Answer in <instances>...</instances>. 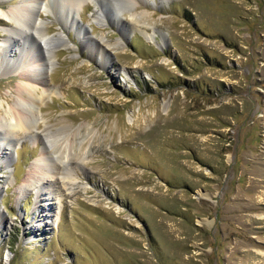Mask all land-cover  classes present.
Here are the masks:
<instances>
[{
  "label": "rangeland",
  "instance_id": "rangeland-1",
  "mask_svg": "<svg viewBox=\"0 0 264 264\" xmlns=\"http://www.w3.org/2000/svg\"><path fill=\"white\" fill-rule=\"evenodd\" d=\"M94 1L101 20L88 2L34 9L69 49L0 18V49L15 48L0 58V113L28 83L30 47L44 101L37 141L18 140L8 168L0 151V264H264V0ZM46 130L78 132L86 162L37 198L24 184Z\"/></svg>",
  "mask_w": 264,
  "mask_h": 264
},
{
  "label": "bare ground",
  "instance_id": "bare-ground-1",
  "mask_svg": "<svg viewBox=\"0 0 264 264\" xmlns=\"http://www.w3.org/2000/svg\"><path fill=\"white\" fill-rule=\"evenodd\" d=\"M59 1V4L65 7V10L68 9L69 11H73L75 7L77 8V10H82L83 5H85L87 2L91 3L96 8L95 13L92 16L93 20H101V18L99 19V17H102V9L99 7L98 2H95L94 0ZM126 2L129 5L131 4L132 6H134V0H126ZM38 6H41V8L39 9H42V11L47 14L49 13V10H58L57 5H51L49 0H24L22 4L18 5V7H12L7 12H0V18H4L7 20L8 23H11V31L16 37L23 38L27 41L29 37L27 36V33L33 32L47 46H50L52 42H56L59 44L58 47H64L65 49H69L70 45L68 44V42L62 40L64 36L63 34V36L60 34L57 37L58 39L52 38L47 35V28L40 29L38 27V24L34 18V9ZM61 11L64 12V8H61ZM137 15L138 14H133L131 17H135ZM141 15L146 16L145 13H141ZM74 22L75 21L71 20L72 26L74 25L75 27H77L79 29L78 33L80 34V25H76L74 24ZM11 41L14 42L15 40L12 36H8L5 42L9 43ZM17 44L19 43L17 42ZM14 46L18 48V45L14 44ZM30 48L25 51L27 54V58H19V60H17L21 64H23L26 69V72L29 73V75L27 76L21 75L28 81V83H26L25 86L17 87L15 93L16 98L14 106L12 108L9 107L6 111L3 112V114L0 113V151L3 155L1 166L5 168L10 167L9 165L11 163L9 157V149L12 148V146H16L21 142H19L18 140L27 135L34 137L36 141L37 138H39L36 134H34V129L37 128V123L34 117V111L36 109H40L44 101H42L43 96L38 95V91L33 86V84L35 83V80L43 84V80L41 79V74H39L38 71L39 65L37 66L35 64V61L33 60L35 58L34 55L36 53ZM99 50L104 51V49H102L101 47H99ZM13 53L15 54V48H8L6 50L0 49V58L2 59L3 57L11 56L13 55ZM39 63L41 67H46L47 63L44 61V59L39 60ZM8 75V73L2 74V76L5 78ZM43 136L45 141L43 142L44 148L42 151V156L35 160L29 166V171L26 174L24 184V186H28L32 183H37L39 185V193L37 198L40 197V193L51 196L52 193L50 191V188L53 187L52 183L57 180H59L64 185V187L68 185H74L75 181L78 179L77 172L81 168V164H84L86 162L85 155L83 152L84 150L82 148L83 141H78V132H74V134L72 135L66 134L62 138H59V134L46 130L43 131ZM77 146L78 148L76 149ZM75 150L78 154L72 153L76 152ZM68 153L75 155L76 162H68ZM69 188V193L74 195L75 191L73 190V188ZM50 200L52 201L53 198L43 199V202H46L47 204H43L42 202V204L37 205L38 209H44L41 210V213H44L45 211V214L47 216L52 210V208L50 207V205H52V203H50ZM39 202H41V199ZM63 202V198H60L59 203L61 205V211L64 208ZM60 215L61 212L60 214H58L56 225H58L60 222ZM1 223L2 225H4L3 221H1Z\"/></svg>",
  "mask_w": 264,
  "mask_h": 264
}]
</instances>
